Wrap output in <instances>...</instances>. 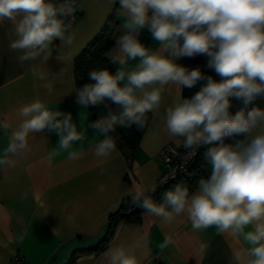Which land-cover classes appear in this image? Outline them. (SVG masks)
Listing matches in <instances>:
<instances>
[{
  "label": "clouds",
  "instance_id": "1",
  "mask_svg": "<svg viewBox=\"0 0 264 264\" xmlns=\"http://www.w3.org/2000/svg\"><path fill=\"white\" fill-rule=\"evenodd\" d=\"M111 2L119 5L125 18L110 56L119 67L114 74L108 69L91 70V82L74 92L81 110L103 107L107 114L87 121L85 127L87 118L81 111L80 130L71 113L52 110L40 99L26 103L17 110L21 119L10 133L0 165H10L11 157L26 152L33 133L58 135L49 157L64 151L74 157L70 149L87 138L89 128L102 137L90 144L94 155L107 158L116 151V128L144 127L145 114L158 111L165 90L175 86L179 96L164 108L161 119L170 136L182 138L188 157L204 149L209 175L198 181L195 192L176 185L162 194L160 203L142 193L134 194L133 202L164 221L186 213L193 230L214 226L218 233L240 237L248 246L243 264H264V108L245 110L257 97H264V0ZM76 7V0H0V24L6 22L14 33L9 48L22 53L18 61L47 63L54 40L71 46L73 36L65 35L70 25L64 18L73 15ZM144 30L158 49L142 43ZM196 56L207 57L205 67L219 80L200 67L178 63ZM129 60L139 63L130 69ZM31 70L51 94L52 82L35 67ZM201 82L194 95L183 96L184 88L193 89ZM233 100L244 109L233 114ZM9 127L7 120L0 121V130L7 132ZM168 242L165 238L159 247ZM104 257L107 264H138L136 255L123 246L110 247ZM230 264H242L239 252Z\"/></svg>",
  "mask_w": 264,
  "mask_h": 264
},
{
  "label": "crops",
  "instance_id": "2",
  "mask_svg": "<svg viewBox=\"0 0 264 264\" xmlns=\"http://www.w3.org/2000/svg\"><path fill=\"white\" fill-rule=\"evenodd\" d=\"M76 4L78 18L65 33L73 36V44L54 40L47 63L37 59L21 64L18 56L22 53L9 48L15 39L10 25L0 24V121L7 120L10 126L7 132L0 130V155L21 119L17 110L35 99L52 110L71 113L80 130L81 111L87 118L85 127L87 121L107 114L103 107L81 110L74 93L73 63L100 32L115 4L111 0H76ZM124 22L118 10L113 44L106 52L109 59ZM140 40L150 49L159 48L147 30L141 32ZM137 63L139 60H129L126 67L134 68ZM32 67L52 82L51 94L43 88L44 81L33 75ZM178 96L175 86L165 90L160 109L150 111L151 121L131 160L114 133L116 151L107 158L96 157L90 148L102 139L91 128L87 138L70 149L74 157L66 151L49 157L59 140L55 133L31 134L28 150L11 157L12 164L0 165V264H14L15 254L30 264H68L73 256V264H107L104 253L113 246L133 252L138 264H230L236 252L242 264L246 262L248 246L242 238L218 233L214 226L193 230L186 213L170 222L147 212L139 221H120L105 249L92 250L105 238L110 217L124 199L133 200L134 194L157 187L164 168L162 148L168 143L182 144V138L167 133L161 119L164 108ZM207 170L209 173V166ZM165 238L169 242L161 249Z\"/></svg>",
  "mask_w": 264,
  "mask_h": 264
},
{
  "label": "trees",
  "instance_id": "3",
  "mask_svg": "<svg viewBox=\"0 0 264 264\" xmlns=\"http://www.w3.org/2000/svg\"><path fill=\"white\" fill-rule=\"evenodd\" d=\"M119 10V5L115 4L113 12L107 19L106 23L97 34V36L81 51V53L75 58L73 67L75 75L76 89L81 87L85 83L91 81L88 80V73L91 70L99 69H108L113 74L116 72L118 64H113L111 59L106 57V52L112 47V34L117 27V14ZM185 67L196 68L200 67L205 75L213 76L215 79L219 80V77L213 70H210L205 67L207 64V57L205 56H196L194 58H181V62ZM203 82L198 84L193 89L184 88L183 96L189 98L199 90ZM264 106V97H257L254 102L247 106V109L250 110L253 107ZM115 107V105H113ZM91 110L94 107L90 108ZM244 109V105L238 110ZM236 113V112H235ZM234 113V114H235ZM146 123L144 127H138L132 125L131 127H117L114 133L115 137L123 144L125 148V155L130 160L133 158L134 153L136 152L143 132L147 129L150 121L151 114L150 112L145 114ZM203 152L199 154L195 162L192 164L189 172L186 175L174 180L173 182L167 184L164 187H156L154 190L142 193L144 196L151 197L156 203H160L162 200V194L168 190L174 189L176 185H181L189 188L192 192L195 187L198 185V181L201 178H206L209 173L207 170V165L203 159ZM145 211L139 207L137 204L130 199H124L119 207V209L113 213L110 217L109 228L105 238L99 243V245L93 248V251L100 252L105 249L111 240L115 227L120 221H139L141 215ZM75 256L68 264L74 263Z\"/></svg>",
  "mask_w": 264,
  "mask_h": 264
},
{
  "label": "built area",
  "instance_id": "4",
  "mask_svg": "<svg viewBox=\"0 0 264 264\" xmlns=\"http://www.w3.org/2000/svg\"><path fill=\"white\" fill-rule=\"evenodd\" d=\"M55 2H58V0H55ZM78 8L76 7V11L73 15L64 18V22L66 25H70V27L75 23V21L78 18ZM243 106L242 103L233 100V108L231 111L233 114L237 112L241 107ZM204 149L201 147L196 151V155L192 157L187 156V150L184 149V147L179 144L174 143H168L166 144L162 150L161 155L163 158V172L161 173L158 181L157 187H164L167 184L173 182L174 180L182 177L183 175H186L192 164L195 162L199 154ZM12 262L14 264H30L29 260L24 258L23 256L19 254H15L12 258Z\"/></svg>",
  "mask_w": 264,
  "mask_h": 264
}]
</instances>
